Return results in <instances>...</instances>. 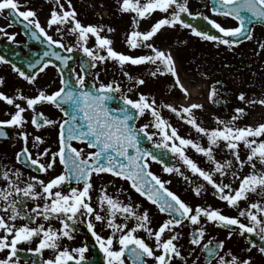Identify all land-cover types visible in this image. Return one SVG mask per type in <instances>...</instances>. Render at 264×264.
<instances>
[{
    "label": "snow or ice",
    "instance_id": "obj_1",
    "mask_svg": "<svg viewBox=\"0 0 264 264\" xmlns=\"http://www.w3.org/2000/svg\"><path fill=\"white\" fill-rule=\"evenodd\" d=\"M209 2L213 16L231 18L235 25L225 26L208 15L193 13L189 0H118V11L132 16V30L126 33L125 43L131 50H148L130 55L114 47L109 35L114 28L82 23L73 0H52L44 24L21 0H0V13L6 10L11 18L9 26L13 21L22 24L33 40L46 45L41 56L26 62V70L13 63L12 71L32 86H37L38 77L49 68L59 79L54 90L38 88L32 96L19 89L15 95L0 91V101L14 108L5 114L7 119H0V137L7 135L5 127L19 129L23 146L15 153V162L29 170L25 177L14 164H0V264H20L18 253L22 251L39 257L32 264H88L86 245L69 248L63 243L74 239L80 224L94 238L104 264H188L191 257H195L191 264H200L197 249L206 264H253L251 256L236 255L230 248L225 251L235 236L247 240L250 247L244 251L258 248L264 256V246L250 239L254 234L264 241V123L241 126L238 122L247 112L237 106L228 119L213 115L215 126H205L198 115L204 104L192 101L193 93L181 80L171 50L155 43L163 30L179 27L231 49L253 40L255 26L264 25V0ZM157 13L163 15L155 18ZM185 16L206 21L221 35L198 29ZM150 18H154L150 27L140 30V23ZM0 33L9 41L15 39V34H7L3 27ZM257 43L264 50V41ZM75 51L82 52L85 59L73 66ZM109 62L119 67L131 86L125 88L115 79L101 80V70L106 72ZM0 63L9 62L0 56ZM128 66L147 68L152 79L170 76L172 88L178 89L183 99L157 101L154 94L141 90L148 80L130 74ZM4 83L0 77V87ZM190 83L195 87L194 81ZM215 85L223 87L216 81L207 98L214 104L223 103ZM236 99L244 105L264 106V97L249 99L243 91ZM48 106L61 113L59 119L41 110ZM165 111L178 125L194 131L196 138L182 136ZM142 119L146 122L138 124ZM145 141L164 151L158 155L142 147ZM190 151L206 166L189 155ZM165 157L176 163H167ZM153 163L161 165L164 174L182 177L192 185L195 197L203 201L204 193L211 191L237 215L225 214L211 204L189 203L171 190V179L152 171ZM115 180L128 183L151 207L130 197L121 199L120 189L116 195L110 194L108 186L114 187ZM100 181L104 186L98 188ZM93 192H98L95 198ZM52 221H57L59 228ZM212 226L226 229V237L205 241ZM98 227L107 235L97 231ZM187 228L190 231L185 234ZM185 235L191 246L187 256L181 243ZM21 244L28 247L21 248ZM45 250L52 256L45 259Z\"/></svg>",
    "mask_w": 264,
    "mask_h": 264
},
{
    "label": "flooded vegetation",
    "instance_id": "obj_2",
    "mask_svg": "<svg viewBox=\"0 0 264 264\" xmlns=\"http://www.w3.org/2000/svg\"><path fill=\"white\" fill-rule=\"evenodd\" d=\"M104 1V0H98ZM107 4V7H110L111 5L114 6L115 11L119 14V22H118V39L117 44H114V47L122 52H125L126 54L130 55H140V54H146L148 50L144 49H136L131 50L128 48L127 44L125 43L126 33L132 30V16L128 14H121L118 11L117 3L118 0H107L105 1ZM21 3L26 4L28 7L34 9L38 16L40 15V12H46L49 14L50 9L52 7V0H21ZM103 4V3H102ZM191 11L193 13L199 12L203 13L205 15H208L212 19H216L218 22H221L225 26H234L235 21L231 20V18H228L225 20L224 17H217L213 16L210 11V6L207 1L203 0H190L189 2ZM160 15L163 14H154L155 18H159ZM10 18L8 16L7 11L5 10L3 13H0V27H3L7 34H15V39L13 41H9L7 39V35L4 33H0V41H9L13 44H26L27 41L24 38V36L21 34L20 30L16 28L13 24L9 26ZM154 22V18H150L147 21H142L140 23V30H146L150 27V23ZM43 24V22H41ZM200 30L208 31L211 34L215 35H221L216 30L212 29L210 25L204 20L201 19L199 25ZM260 35L261 39L260 41H264V27L263 26H255L254 28V37L257 38V35ZM156 46L164 49V50H171L173 56L176 58L177 62V68L179 70V75L181 80L187 85L188 87H193L190 82L194 81L195 86L197 87V95L192 98H202L206 97V101L204 104L209 106V109L213 112L214 115H219L223 119H228L230 115L233 112V109L237 106L245 107L246 112L248 111H255V107L257 108L260 106V104L253 105H244L240 101L236 99V96L239 92L243 91L245 94L247 93L246 89L236 88L232 89L230 82L228 80V75L230 74L226 67L228 66V63L232 58H251L252 56H256L254 58V62H258L261 64H264V50H261L259 48V45L257 43V40H251V41H243L240 45L235 46L234 48H229L228 46L218 45L217 43L211 42V41H205L199 37H196L191 34L190 30L183 29V28H176L173 29H166L163 30L158 36L155 38ZM223 56V57H222ZM223 58V59H222ZM221 60V61H220ZM262 60V61H261ZM78 65V61L76 60L73 64V66ZM0 66L3 67L6 73L13 74L18 81L16 82H23V87H25V81H23L21 78L18 77L16 73H14L11 69V67L7 64L0 63ZM78 70V69H77ZM127 71H129L130 74L134 76L143 75L145 79L148 80V83L146 86H144L141 90L145 93H152L155 95L157 101L163 100V98H167L169 101L180 98L183 99L181 93L178 89L172 88V78L170 76L160 77L158 79H152L147 75L148 69L143 66H128L126 68ZM47 71V70H46ZM44 74V73H42ZM45 78L39 79L38 78V84L35 92L38 88L42 87H49L50 90H54L59 85V79L55 74L54 69L49 68L47 72H45ZM206 74V76H205ZM41 75V74H40ZM93 77H89V82H92ZM113 79L121 81L124 83L125 88L129 87L131 85L127 84L126 78L122 76L121 71L118 66L113 65ZM204 80L205 81H213L210 83V87H212L216 81H220L223 85L221 87L220 85H215L217 89L221 93V99L223 100V103L214 104L208 100V93L209 89L206 90V93L203 95V88H204ZM27 83V82H26ZM28 89V88H27ZM33 89V88H32ZM258 92V90H257ZM36 93L29 94L30 96L34 95ZM165 96V97H163ZM246 96H248L246 94ZM262 97L261 94L258 93V96L256 98ZM198 102L203 103L202 100H198ZM24 106V105H22ZM251 108V109H249ZM45 111L46 115H50L52 118L59 119L61 116V113L58 112L55 108L48 106L46 109H41ZM14 111V108L12 106H7L5 110L2 112V119H7L8 117L5 115L8 112ZM205 111H208L205 109ZM168 113L165 111L164 115L166 116ZM27 117H30L31 113L25 114ZM169 115V114H168ZM247 115L242 118L238 123L243 126L247 125L245 123V118L248 117ZM171 119V122L173 125L178 126H184L182 124L178 125L176 118L169 117ZM146 122L145 120L138 121V124ZM210 127L215 126L213 123V120H209ZM29 131H31L30 123L28 125ZM6 132L5 137H0V164H14L15 167L21 168V170L24 172L25 177L29 174L28 169H24L21 164H18L15 162V153L20 150V148L23 146V141H21L18 138V131L19 129L15 127H5L3 129ZM180 131V129H179ZM194 137L196 138L197 134L194 132ZM76 144V142H74ZM149 145L145 148H149V146H152L151 143H148ZM53 148H55V145H52ZM78 147H83V145L76 144ZM153 147V146H152ZM160 153H158L159 155ZM189 155H191L194 159H197L198 162H201V158L197 157L195 153L189 152ZM168 159V158H167ZM176 163L175 160L169 159V164ZM201 166H206L201 162ZM151 169L153 172H155L157 175H160L164 179H171L172 183L170 185L171 190L178 193L183 199L187 200L185 198L184 193L186 191H190L189 193H192L191 188L192 185H189L184 181L182 177L179 176H168L167 174H164L161 170V165L153 163L151 165ZM34 174V173H32ZM188 175H191L188 173ZM46 179V177H45ZM193 179H196L193 177ZM104 186V181H100L97 183V187ZM117 189L121 190V199H127L131 198L136 203H140L143 207H151L148 202L143 198L140 197L138 193H136L134 190L130 188V185L124 181L121 180H115L114 181V187L109 185L108 190L110 194L116 195ZM67 191V189H65ZM206 196L208 194H211V191L205 192ZM93 197L95 198L98 195V192L92 193ZM213 197V198H212ZM211 199L207 200H187L191 204L196 203H205V204H211L214 207H219L224 211L225 214L228 215H237V212L235 209H229L227 208L223 202L217 201L215 197L212 195ZM31 207V205H29ZM159 218V216L157 217ZM42 222V221H41ZM17 223H23V221H17ZM52 224L59 228V223L57 221H52ZM79 231L74 233V239L72 241L65 240L63 243L65 246H68L69 248L74 247H81V246H87L88 251L85 253L86 258L88 260V264H104V257L103 254L99 251L98 246L96 245V242L94 238L91 236V234L87 231L86 227L83 224L78 225ZM97 231H101V229L98 227ZM190 231V228L185 229V234ZM227 230L223 228H216L215 226H212L208 229V233L206 235L205 241L208 239V237H212L215 239H224L226 237ZM102 235H107V231H101ZM181 243L184 245V252L183 254L185 256L188 255V251H190L191 246L187 243V235H185L184 239L181 240ZM19 247L26 248L28 246L21 244ZM31 247H35V244H32ZM250 247L247 244V240L245 238L235 236L232 240L228 241L226 244L225 251L227 249H231L232 252L236 255L247 257L251 255L253 260H260L261 262L264 261V256H261L257 248H253L251 252L244 251L245 248ZM197 254L200 255V264H206L204 257L202 254H200L199 249H197ZM223 254V252H221ZM20 256V264H24L25 261L28 262V264H32L33 260H38L39 257L33 256L32 253L27 251H22L18 253ZM3 256V253H0V257ZM52 256V252L49 250H45L43 252V257L45 259ZM195 257L189 258L188 264H191V259ZM69 264H72V262H69ZM126 264H130V262H126ZM177 264H182V262L177 261ZM212 264H216L215 261L212 262Z\"/></svg>",
    "mask_w": 264,
    "mask_h": 264
},
{
    "label": "rangeland",
    "instance_id": "obj_3",
    "mask_svg": "<svg viewBox=\"0 0 264 264\" xmlns=\"http://www.w3.org/2000/svg\"><path fill=\"white\" fill-rule=\"evenodd\" d=\"M98 1V0H73V5L76 8L79 19L84 24H102L105 26H110L115 29L114 33L109 34L111 38L114 40V44H117V39L119 35L118 31V22L120 20L119 14L115 11L114 6L107 7L106 2ZM190 2V0H189ZM103 3V4H102ZM103 5V7H101ZM108 13L105 17L104 15ZM46 12H40L39 19L43 24L45 23ZM261 39L260 35H257L253 40ZM91 46V45H90ZM223 57V56H222ZM254 58L256 56H252L251 58H232L228 63L226 69L230 73L227 77L230 82L231 88L234 90L236 88L246 89L247 90V97L252 99L258 96V93L264 97V64L254 62ZM223 59V58H222ZM221 61V60H220ZM262 61V60H261ZM3 67L0 66V77L4 78L5 83L2 87H0V91L4 92L7 95H15L17 90H22L24 95L30 96L31 93H36L34 90L36 89L35 86L29 85L25 81V87H23V82H16L18 79L10 73H6ZM48 71V70H47ZM46 71V72H47ZM95 71V70H93ZM45 73L40 75L38 78L43 79L45 78ZM101 80L105 83L113 80V64L111 62L107 65V71L101 70ZM39 81V80H38ZM213 81H205L204 80V88H203V95L206 93V90L210 88V83ZM28 88V89H27ZM33 88V89H32ZM258 90V92H257ZM165 97V96H163ZM164 101H169L167 98H163ZM198 100H202L203 104H205L206 97L202 98H192V101L198 102ZM21 103L23 102L17 101ZM258 105V103H257ZM8 105H6L3 101H0V119H2V112L6 109ZM26 106V105H24ZM208 110V111H205ZM251 109V108H249ZM249 115L245 118V123L247 125H257L259 123H264V106H257L255 107V111H248ZM201 119L204 121V125L210 127L209 120L214 115L213 112L209 109L208 105H205V108L202 113H198ZM166 117H169L167 114ZM180 134L182 136H191L194 137V131L189 130L186 126H180ZM259 167V166H258ZM248 169H245V173ZM190 191H186L184 193L185 198L187 200H200L199 198L195 197ZM205 195V200L211 199L212 195L208 194ZM213 198V197H212ZM245 205L242 203L241 207ZM247 222V221H245ZM251 256V255H249ZM253 264H264V261L261 262L260 260H253Z\"/></svg>",
    "mask_w": 264,
    "mask_h": 264
},
{
    "label": "water",
    "instance_id": "obj_4",
    "mask_svg": "<svg viewBox=\"0 0 264 264\" xmlns=\"http://www.w3.org/2000/svg\"><path fill=\"white\" fill-rule=\"evenodd\" d=\"M209 2V0H208ZM210 3V2H209ZM211 5V3H210ZM185 19L188 20L190 23H192L195 27L198 25L196 20L191 19L190 17L185 16ZM17 27H19L23 33L24 36H26L28 42L30 44H23L21 47H19L16 44H10L8 42H0V56L4 57L6 61H8V64H16L18 67L25 68V64L29 60H34L42 55V53L46 50V45L41 44L39 41L33 40L31 36L27 33V31L24 29L23 25L20 23L12 22ZM264 26V25H263ZM31 46L37 47L38 51H31L29 48ZM24 51V53H23ZM67 55V53H62ZM73 60L71 61V64L74 63L75 59H78L79 62L82 59H85L82 56V53L74 52L72 53ZM26 70V68H25ZM144 145H147V142L145 141L142 144V147ZM150 151H156V149L150 150ZM250 239L257 245V246H264V241H261L259 237L255 236L254 234L250 236Z\"/></svg>",
    "mask_w": 264,
    "mask_h": 264
},
{
    "label": "bare ground",
    "instance_id": "obj_5",
    "mask_svg": "<svg viewBox=\"0 0 264 264\" xmlns=\"http://www.w3.org/2000/svg\"><path fill=\"white\" fill-rule=\"evenodd\" d=\"M187 86V85H186ZM197 87L198 86H195V87H189L190 91H192L193 95L192 97H195L197 95Z\"/></svg>",
    "mask_w": 264,
    "mask_h": 264
}]
</instances>
